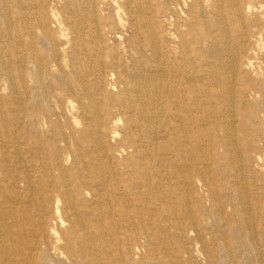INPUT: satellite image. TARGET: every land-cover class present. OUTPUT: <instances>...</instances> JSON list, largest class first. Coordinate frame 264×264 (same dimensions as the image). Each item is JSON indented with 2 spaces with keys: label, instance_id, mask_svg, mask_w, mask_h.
I'll use <instances>...</instances> for the list:
<instances>
[{
  "label": "rangeland",
  "instance_id": "rangeland-1",
  "mask_svg": "<svg viewBox=\"0 0 264 264\" xmlns=\"http://www.w3.org/2000/svg\"><path fill=\"white\" fill-rule=\"evenodd\" d=\"M149 1L151 2V0H130L129 4L133 9H136L138 4L141 6L144 27L139 22L133 25L131 17L123 9L125 0H5L0 3V55L7 62L9 59L19 62V65L7 64L5 67L8 70L19 72L17 81L22 83L20 88L15 90L0 76V92L12 106L21 109L22 114L30 120V123L19 127L20 146L23 150L20 159L25 160L26 164L29 161H43L47 151L57 147L60 154L65 157L63 168L66 175L60 177L58 172H49L50 179H56L65 185H73V187L79 183L84 188L92 187L95 194L103 196L102 204L112 208L116 221L119 222V228L116 229L119 233L118 242L110 244L113 248L112 253L104 250L100 254L94 244L89 247L88 253L92 254L94 262L110 261V264L112 262L115 264H264V222H260L257 215L262 206L259 204L260 210L258 206H255L253 217L252 208L248 204L243 205L238 196H233L228 192L219 198L218 214H222L224 223L220 225L221 228H214L213 223L217 213L204 208L207 207L209 198L201 181L198 182L193 192L197 200H193L191 207L197 214L202 229L205 228L204 239L198 237V231L191 228L188 222L179 219L178 216L171 217L164 208L154 214L155 218L162 221L161 227L150 229L146 226L144 229L139 225H133L123 228L124 220L136 221L139 218L145 220L153 217L149 216L152 213L148 214L141 208L144 203L150 201L151 185L163 181L166 174L165 168H162L158 162H150L147 158L136 159L134 148L128 144V136L135 134V125H137L144 129L140 133L141 136L151 132L154 137H158L159 141L167 140L164 134L166 132L168 135L170 131L166 126L170 122L174 123V118L173 114L163 112L168 107L180 105L182 95L179 93L180 89L172 85L170 80L174 69L168 63L176 62L175 60H179L180 56V51L176 49L178 39L172 40L170 34L176 37L178 30L188 32V24L183 19V12L187 11L188 14L189 9L194 8V0H156L162 6L160 20L162 23L165 22L162 30L163 38L167 40L161 44V55H159L154 51L156 42L152 29L154 16L147 9ZM202 3L205 10L211 6V0H202ZM184 4L186 5L183 6ZM16 10L17 13L20 10L22 12L16 15ZM82 24L85 26L84 29H76L82 28ZM196 29L200 28L196 27L194 31L186 35L188 42L196 37ZM85 37H88L87 42L90 46L100 45L105 53L103 62L99 61L92 52L82 53L79 56L73 53L78 48L80 40ZM246 39L247 42L240 52L236 65L243 77L254 79L255 76L264 74V50L260 49L258 44L259 36H248ZM168 41L171 42L170 45ZM172 50L176 51L175 55L170 54ZM34 54L39 56L43 69L49 72L48 75L42 76L40 81L36 79L34 68H32V65L33 67L36 65ZM223 62L225 63L226 60L224 59ZM250 62L253 63L252 67L249 66ZM20 67L22 68L19 69ZM139 69H147L157 78L155 82L149 84L148 96L141 98L140 101L134 100L131 92L126 90L127 83L135 82L133 74ZM28 70L31 72L30 75ZM156 70L159 72L163 70L165 76L160 77ZM2 71L5 69L0 67V74ZM96 78L102 85L98 93L92 90ZM205 78L192 87L204 93L208 91L209 94L226 90L219 75H214V80ZM232 79L234 81L233 90L237 94L238 72L232 75ZM35 84L39 85V89L35 92L22 88ZM166 85H170L169 88L172 90V94L168 97L163 93ZM247 85L249 84L244 83V88ZM108 96L113 99L110 103L107 102ZM193 96L194 94L189 97L191 108H193ZM207 99L208 106L206 105ZM233 100L236 104L237 96H234ZM202 101L211 110V114H218L217 117L221 124L230 120L229 115L231 114L225 111L226 109L229 111L230 107L227 99L209 96L203 97ZM239 101L235 109L236 114H242L244 121L255 122L259 134L257 129L252 133L248 132L242 119L236 121L237 134L244 141V147L250 156L258 154L261 157L262 169L256 168L255 170H260L259 174L264 176V152H259L254 145L251 147L249 144L253 139L262 138L264 140V109L258 106V99L253 102L254 98L249 93ZM140 102L145 105L148 112L145 120L141 119L138 111L132 109ZM92 116L101 122L100 130H103L104 135L90 136L85 133V126ZM258 121L261 123L260 127L257 125ZM33 124H36L35 127ZM198 131L196 135L200 140L199 148L191 150L189 157L192 155L199 165L203 166L206 165L203 161L205 155L215 151L217 159L212 163L219 166L225 176L232 177L230 155L237 151L234 141L226 136L225 129L224 133L221 131L214 134L223 144L211 142V136L204 128ZM171 138L170 135L168 140L170 141ZM208 139L209 142H207ZM10 156L15 169H18L20 159L15 155ZM237 166L242 168L240 157H238ZM252 168L249 167V170ZM33 171H35L34 168ZM101 171L103 174L99 176ZM68 176H70L69 179ZM229 181L230 178H227L226 184ZM20 186L23 187L24 184L21 183ZM221 186V184L216 185V190L219 191ZM228 186L231 184L226 185L225 188ZM127 194L130 195L132 204L127 202ZM160 196L154 201L167 207L172 206ZM141 197H144L142 205L137 202ZM56 199H53L52 204H55ZM57 200L59 201L58 207L63 210L65 201L60 197ZM94 200V196L87 192L83 195V201L86 204ZM227 201H231L233 205L228 204ZM228 216L231 217L229 224L234 221V218L236 220L234 223L238 225L243 236L250 237L245 240V247L241 245L240 248L232 251L231 257L227 254V247H225L226 244L229 246L232 241L227 235ZM243 217H249V225L240 222ZM54 224H57L58 235L67 239L69 236L67 237L65 231L68 227H61L57 217L52 218L51 226L53 227ZM220 230L223 234L219 232ZM125 232L129 235L127 239ZM47 239L53 249V237L48 235ZM108 240L111 239L108 237L106 241ZM239 241L242 239L233 240L236 243ZM53 256L59 259L58 252L53 253Z\"/></svg>",
  "mask_w": 264,
  "mask_h": 264
},
{
  "label": "bare ground",
  "instance_id": "bare-ground-1",
  "mask_svg": "<svg viewBox=\"0 0 264 264\" xmlns=\"http://www.w3.org/2000/svg\"><path fill=\"white\" fill-rule=\"evenodd\" d=\"M3 1L5 0H0V3H3ZM129 4L130 0H125L123 9L131 17L133 25L139 22L144 27L141 6L137 3L136 9H133ZM202 5V0H194L193 7L196 10H193L194 8L189 9L188 14L187 11L183 12V19L188 24V32L178 30L176 37L174 34H170L172 40L178 39L176 49L180 51L179 60L168 63L174 69L170 80L172 85L180 89L179 93H182V95L180 105L168 107L163 112L164 114H173L172 117L174 118V123L170 122L166 126L170 131L168 135L166 132L164 134V138H167V140L159 141L158 137H154L149 131H147L148 134L141 136L140 133L144 129L137 125H135L137 128H135V134L128 136V144L134 148L136 159L144 160L147 158L152 163L158 162L162 168H165L164 172L166 174L163 181L151 185L149 191L150 201L144 203L141 208L143 211H147L148 214L152 213V215H149L153 216L152 219L149 217L145 220L141 218L136 221H132V219L124 220L122 223L124 229L133 225H139L144 229L146 226L150 229L161 227L162 221L155 218L154 214L164 208L171 217L178 216L179 219L188 222L191 228L193 227L194 230L198 231V237L204 239L205 228L202 229L197 214L194 213L195 211L191 207L193 200L196 199L193 192L200 181L203 183L209 198L207 207L204 208L207 211L217 213L214 218V228H221L220 225L224 223L222 214H218L219 198L228 192L233 196H238L240 203H243V205L248 204L252 208L251 214H253V217L255 216V206H258L260 210V204L262 212L260 211L257 215L259 221L264 222V176L259 174L260 170H255L256 168L262 169V159L258 154L250 156L246 152L244 141L237 134L236 121L242 119L250 133L257 129L259 134V129L256 128L255 122L244 121L242 114H236L235 111L236 106L240 103L239 100L243 99L247 93L253 96V102L258 99V106L264 109V74L261 73L257 77L255 76L254 79L243 77L236 65L248 36H259L258 44L260 49L264 50V43H262L264 41V0H211V6L208 10H205ZM147 9L154 16L152 23L153 35L156 40L154 51L161 55V44L167 42L163 38L162 30L165 22L162 23L160 20L162 6L156 0H151ZM9 11L8 13H10ZM20 12L22 11L20 10ZM20 12L17 13L16 10L15 14H20ZM81 26L82 28L76 29L82 30L85 28L83 24ZM196 27L200 28L196 29V37L188 42L186 35L194 31ZM96 31L98 33V30ZM95 35L97 34L95 33ZM87 40L88 37L82 38L78 43V48L73 53L79 56L82 53L92 52L99 61L103 62L105 53L100 45L90 46ZM46 43L49 42L46 41ZM168 43L171 44L169 41ZM261 44H263L262 47ZM175 52V50H172L170 54L175 55ZM20 54L22 53L20 52ZM38 57L37 54H34L36 65L34 67L32 65V68H34L36 79L40 81L41 77L48 75L49 72L43 69ZM224 59L226 60L225 63L223 62ZM156 60H158L157 57ZM7 64L19 65V62L10 59L7 62L0 55V67L5 69L0 76L8 82L10 87L18 90L22 84L17 81L19 72L6 69ZM249 66L252 67L253 63L250 62ZM156 71L159 72V70ZM237 72L239 74V83L237 82L239 89L235 94L232 75ZM28 73L30 75L31 72L28 70ZM159 74L160 77L165 76L163 70ZM214 75H219L222 78V83L226 86L224 92L209 94L208 91L204 93L192 87L206 79L205 77L214 80ZM154 76L147 69H139L133 74L136 79L135 82L127 83L126 90L131 92L134 100L140 101L141 98L148 96L149 84L157 80ZM244 83L249 85L244 88ZM93 85L92 90L98 93L102 86L98 78H96ZM169 86L164 87L163 93L166 97L172 94ZM22 88L35 92L39 89V85L35 84L28 88ZM193 94V108H191L189 97ZM209 96L224 97L229 101V111L228 109L225 110L231 114L228 122L221 124L217 117L218 114H211V110L205 106L202 98ZM234 96H237V105L233 100ZM112 100L110 96L107 97L108 103ZM206 105L208 106V99ZM132 109L140 113L142 120L147 119L146 114L148 112L144 104L140 102ZM88 120V124L84 129L87 135H104L103 130H100L102 124L98 119L92 116ZM28 123H30V120L22 114L21 109L12 106L10 101L0 92V264H110V261L105 263L94 262L92 254L88 253V248L94 244L100 254L104 250L107 252L113 251L110 244L118 242L119 233L116 232V229L119 228V222L116 221L112 208L102 204L101 199L103 196L95 194L92 187L90 189L84 188L81 183L73 187V185H65L56 179H50L49 172H58L60 177L66 175L63 168L65 157L60 154L57 147L48 150L43 161H29L26 164L25 160L20 159L23 150L20 146L21 132H19V127ZM257 125L260 127V121ZM201 128H204L207 134H210L211 142H221L219 144H223L214 134L221 131L224 133V129L226 136L234 141L237 151L232 152L230 155L232 177L225 176L221 168L212 163L217 159L215 151L205 155L203 161L206 162V165L203 166H200L192 155L189 157L191 150L194 151L199 148L200 140L196 134ZM170 135L172 138L169 141ZM207 142H209V139ZM249 144L251 147L254 145L259 152H264V140L262 138L253 139ZM10 155H15L16 158L20 159L18 169H15ZM238 157L241 159L242 168L237 166ZM249 167H253L252 170H249ZM33 168L35 171L32 172ZM102 174V171L99 172V176ZM67 178L69 179L70 176ZM227 178H230L228 184H226ZM223 181L224 183H222ZM21 183L24 184L23 187L20 186ZM220 184L222 186L217 191L216 185ZM230 184L231 186L225 188L226 185ZM184 191H187V193H184ZM86 192L95 198L90 204L83 201V195ZM159 196L171 203L172 206L167 207L154 201ZM59 197L65 201L63 210L58 207L59 201L57 199ZM54 198L57 199L55 204H52ZM126 198L127 202L132 204L129 194L126 195ZM198 200H200L199 197ZM143 201L144 197H141L137 202L141 204ZM228 204L233 205L231 201ZM186 208L188 209L187 213ZM55 217L59 219L61 227H68L65 231L67 237L69 236L67 239L58 235L57 224L51 226L52 218ZM229 218L231 217L228 216L226 221L229 227L227 235L232 241L229 246L226 244L225 247H227V254H230L231 257L232 251L244 245L245 240L250 239V237L243 236L238 225L234 223L236 221L234 218V221L229 224ZM240 222L249 225V217H243ZM219 232L222 233V230ZM48 235H51L54 239L53 249L47 239ZM108 237L111 240L106 241ZM128 237L129 235L125 232V238ZM234 239H242V241L236 243L233 242ZM213 247L215 248V246ZM56 252L59 253V259L53 256V253ZM212 261L214 262V260ZM112 264L115 263L112 262Z\"/></svg>",
  "mask_w": 264,
  "mask_h": 264
}]
</instances>
